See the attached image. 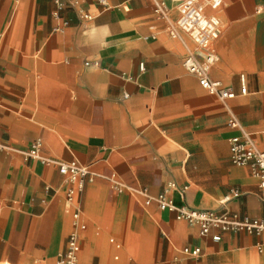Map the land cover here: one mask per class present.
<instances>
[{
  "label": "crops",
  "instance_id": "0c3cea01",
  "mask_svg": "<svg viewBox=\"0 0 264 264\" xmlns=\"http://www.w3.org/2000/svg\"><path fill=\"white\" fill-rule=\"evenodd\" d=\"M60 1L0 0V264H56L71 233L78 264H264V235L200 237L155 201L165 192L176 207L264 220V189L231 165L228 144L234 116L264 150V0L205 11L221 25L209 77L228 100L184 65L205 51L154 14L163 2L175 22L173 0ZM39 140L42 157L95 172L77 207L55 166L22 155Z\"/></svg>",
  "mask_w": 264,
  "mask_h": 264
},
{
  "label": "built area",
  "instance_id": "2783aa9c",
  "mask_svg": "<svg viewBox=\"0 0 264 264\" xmlns=\"http://www.w3.org/2000/svg\"><path fill=\"white\" fill-rule=\"evenodd\" d=\"M53 1L56 5L61 3L60 0ZM99 4L106 6L105 0H98ZM178 9V18L175 22H170L168 18V9H166L163 2H154V14L158 19H161L167 24L168 34L177 38L178 30L186 33L194 44H197L205 51L202 61L196 58L188 57L184 60V65L187 71L198 79L199 85L210 95L217 96L220 100H228L235 97V94L228 88L224 87L219 80H212L209 77V71L214 63V52L212 44L218 38L221 32L220 21L215 16H207L205 11L207 8L211 10H218L224 3V0H173ZM54 18L59 19L58 12L54 13ZM84 19L90 18L89 15H83ZM68 22L61 21L60 25L55 27V30H60L66 27ZM84 65H88L85 63ZM245 93L244 86L240 89V94ZM230 128H237L240 135L233 136L228 140L230 149V163L232 166L248 167L251 175H253L260 187L264 189V150L257 148L252 136L245 131L238 123L236 118L230 117L228 121ZM41 141H34L30 148L24 152L26 160L41 161L46 165H53L57 171L64 177L65 181L74 186L69 188L66 194V201L69 205H76L75 198L78 193L83 191L85 183L93 182L96 176L87 166L81 165L77 161L62 162L60 160L48 159L39 154L41 148ZM112 187L118 188L115 175L112 174L109 179ZM171 186H173L171 184ZM233 197H238L240 192L235 189L231 191ZM160 210L173 212L175 220L185 221L189 225L197 226L199 228L200 237H205L213 229L222 232L236 233L244 232L248 235H264V220L249 219L247 217L239 218L235 213H230L227 210L213 211V210H191L185 206L176 207L172 201L167 197L166 193H160L155 198ZM148 202V201H147ZM77 207V205H76ZM79 210L76 208L73 219L76 222ZM80 229L84 230L85 225L80 224ZM215 242L220 240L219 236L212 237ZM80 245L78 242V233H71L66 239V249L57 258L56 264H78V252ZM183 252L192 257H199L200 248L189 249L183 248ZM34 264H44L43 262H36Z\"/></svg>",
  "mask_w": 264,
  "mask_h": 264
}]
</instances>
